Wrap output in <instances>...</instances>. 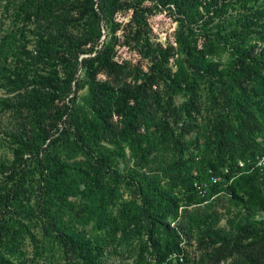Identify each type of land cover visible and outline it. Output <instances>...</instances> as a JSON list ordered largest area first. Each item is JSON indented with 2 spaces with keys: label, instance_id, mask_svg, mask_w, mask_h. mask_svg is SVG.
<instances>
[{
  "label": "trees",
  "instance_id": "trees-1",
  "mask_svg": "<svg viewBox=\"0 0 264 264\" xmlns=\"http://www.w3.org/2000/svg\"><path fill=\"white\" fill-rule=\"evenodd\" d=\"M144 1L0 0L21 36L0 16V89L13 94L0 118L17 121L0 122L13 156L0 159V264H188L191 243L202 264H264V168L238 166L264 141V0H148L177 16L167 47L149 41ZM122 9L147 72L113 60ZM210 176L223 183L201 198L193 183ZM220 192L225 226L207 210Z\"/></svg>",
  "mask_w": 264,
  "mask_h": 264
},
{
  "label": "rangeland",
  "instance_id": "rangeland-1",
  "mask_svg": "<svg viewBox=\"0 0 264 264\" xmlns=\"http://www.w3.org/2000/svg\"><path fill=\"white\" fill-rule=\"evenodd\" d=\"M13 1H15V3H18L20 0H13ZM121 1H124L123 7H125V4L129 3L128 0H121ZM142 6L148 7L152 10L150 15L147 16V24H148L147 30L149 34L148 35L149 41L154 46L155 45H160L161 47H167L169 45L175 46V37H176V33L179 27L177 16H174V14H172L171 12L167 10H160L158 8H155L154 2H151L148 0H145L144 2H142ZM132 13H133L132 9H122V10L117 11L115 15L113 16V19L115 22L114 23L115 29H116L113 35L114 40L112 43L113 60L120 65L127 66L128 68L134 69L136 67V68H139V70H142L143 72H147L149 64L148 62H146V60L141 59L139 49L138 47L135 46V43L132 40L133 34L130 33L132 31L130 29V21L132 18ZM0 14H1L0 16L3 15L2 21H3V31L4 32L12 31L13 33H15L18 29H20V23L17 20H15L16 18L12 15L13 14L12 11H10L7 14V13H4L3 10H1ZM78 30L79 29H76L74 30V32ZM102 33L105 34V31L102 30ZM17 35H18L17 37H21L19 36L18 31H17ZM103 38L104 36H102L100 41H103ZM18 45L22 46V45H26V43H24L23 41H20ZM27 45L29 49L32 48L31 44L27 43ZM174 60H175V56L169 60V64L173 69H175V66L173 65ZM97 78L101 80L107 79L106 75L103 73H100ZM130 80L131 79H127L128 82H132V83L134 82ZM86 95H87V89L81 92L80 97L82 98V96H86ZM12 96L13 94L7 95L4 93L2 89H0V97L10 98ZM81 98L78 99V102L80 106H83ZM62 103L63 102H60V104ZM12 116L13 115H10V114H3L1 116L0 118L1 128L6 127L9 130H11V128L14 127V125H17L16 119L12 118ZM117 120H118V117L114 116L113 121L117 122L116 124L120 126L121 123ZM118 139L122 141L121 137H119ZM263 145H264V141L262 142V146ZM125 153L129 156V152L127 151L126 148H125ZM0 159L1 160L5 159L6 161L9 160V162L13 160L11 144L1 134H0ZM121 162L122 161L120 160V167L124 168V164ZM130 165H132V162L130 163ZM123 198L124 199L127 198V193L125 190L123 191ZM207 203H211V207L207 209L209 210V212H214V213H217L218 215H223L219 223V226H225L226 224L225 218L228 216L226 214H228V211L233 210V205L230 203L228 196L224 192H220L219 194L211 197ZM203 205H201V208H203ZM3 210H4V207L0 204V219L3 215ZM32 232H34V234H36L37 237L40 238L38 229L32 230ZM185 247L187 248L188 255H189L188 264H202L200 263V258H199L202 252V248L199 245H196L195 243H191V245L185 246ZM25 248L26 249L24 251H26L28 256L30 257L32 250H31V245L28 239L25 241ZM135 260H136L135 255L129 257L128 259H125L124 257L123 258L117 257L116 264H134ZM43 261L46 262V264H48L49 258L46 260L44 259ZM230 261L231 260L229 259L226 262H221L219 264H229ZM39 262L40 264H43L42 261H39ZM146 262L149 263L150 261L148 262V260H146ZM149 264H152V262Z\"/></svg>",
  "mask_w": 264,
  "mask_h": 264
},
{
  "label": "built area",
  "instance_id": "built-area-1",
  "mask_svg": "<svg viewBox=\"0 0 264 264\" xmlns=\"http://www.w3.org/2000/svg\"><path fill=\"white\" fill-rule=\"evenodd\" d=\"M238 166L241 169H246L247 172H252L256 169L262 170L264 168V145L261 148L260 155H258L253 160L248 159L246 161H241L239 162ZM219 183H223V179L221 176H210L208 179L195 181L193 183V188L199 197L205 198L208 196L210 187ZM168 259L172 261L178 260L179 262L183 261L182 257L177 255L176 253H171L168 256Z\"/></svg>",
  "mask_w": 264,
  "mask_h": 264
}]
</instances>
